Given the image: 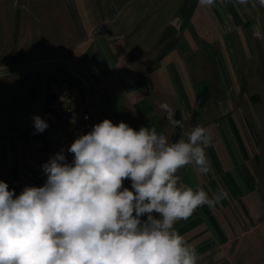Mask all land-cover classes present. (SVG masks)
<instances>
[{
	"label": "crops",
	"instance_id": "1",
	"mask_svg": "<svg viewBox=\"0 0 264 264\" xmlns=\"http://www.w3.org/2000/svg\"><path fill=\"white\" fill-rule=\"evenodd\" d=\"M257 16L253 0H196L173 46L160 17L123 11L115 19L99 18L100 35L85 38L68 67L15 72L32 75L21 80H2L10 73L0 74V83L11 88L0 93V180L16 195L25 186L44 185L42 165L53 154L54 129L37 133L32 118L56 110L66 97L78 119L70 127V143L104 119L136 130L154 127L172 142L200 125L212 137L206 149L210 171L201 174L191 164L179 170L180 181L210 196L223 189L228 197L214 208H198L175 227L195 247L198 264H264V162L251 141L252 129L239 121L234 90L235 48L246 46ZM91 19L86 23L95 31ZM88 80L102 93L106 111ZM217 87L224 94L216 95ZM84 114L90 121L81 120ZM124 186L131 189V181Z\"/></svg>",
	"mask_w": 264,
	"mask_h": 264
},
{
	"label": "clouds",
	"instance_id": "2",
	"mask_svg": "<svg viewBox=\"0 0 264 264\" xmlns=\"http://www.w3.org/2000/svg\"><path fill=\"white\" fill-rule=\"evenodd\" d=\"M32 119L37 133L49 126ZM184 135L172 142L154 127L104 119L67 148L71 162L62 149L42 165V187L16 195L0 180V264H198L195 247L175 225L228 193L210 196L180 181L185 166L210 171L208 129L197 125Z\"/></svg>",
	"mask_w": 264,
	"mask_h": 264
},
{
	"label": "rangeland",
	"instance_id": "3",
	"mask_svg": "<svg viewBox=\"0 0 264 264\" xmlns=\"http://www.w3.org/2000/svg\"><path fill=\"white\" fill-rule=\"evenodd\" d=\"M195 3L196 0H0V70L43 63L67 64L85 38L100 35L99 18L115 19L123 11L136 16L160 17L161 30L174 46L178 27L190 17ZM253 3L257 25L246 46L235 48L234 90L238 96L236 110L241 113L239 121L252 129L251 141L260 146L264 162V6L259 0ZM87 17H93L91 20L96 22H92L97 26L95 31L87 25ZM23 74L14 72L1 79L32 78ZM218 74L215 71V78L220 77ZM10 89L0 83L1 94ZM215 90L216 95L224 94L221 87Z\"/></svg>",
	"mask_w": 264,
	"mask_h": 264
},
{
	"label": "built area",
	"instance_id": "4",
	"mask_svg": "<svg viewBox=\"0 0 264 264\" xmlns=\"http://www.w3.org/2000/svg\"><path fill=\"white\" fill-rule=\"evenodd\" d=\"M71 102V99L66 97L56 110L47 109L42 115V119L48 123L49 127L54 129L55 141L52 156L63 149L69 162L71 153L67 152V148L71 145L70 127L76 124L78 120L73 116ZM90 119V114H84L81 118L82 121H90Z\"/></svg>",
	"mask_w": 264,
	"mask_h": 264
},
{
	"label": "water",
	"instance_id": "5",
	"mask_svg": "<svg viewBox=\"0 0 264 264\" xmlns=\"http://www.w3.org/2000/svg\"><path fill=\"white\" fill-rule=\"evenodd\" d=\"M53 66H62V67H68V64L65 63H43V64H35L31 66H21V67H16V68H10V69H3L0 70V74H8V73H14V72H23V71H32V70H37L41 68H48V67H53ZM88 84L90 85V89L93 93V96L96 100V102L105 110L104 106V98L103 95L100 91L95 89L93 84L88 80ZM106 111V110H105Z\"/></svg>",
	"mask_w": 264,
	"mask_h": 264
}]
</instances>
